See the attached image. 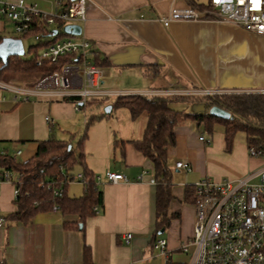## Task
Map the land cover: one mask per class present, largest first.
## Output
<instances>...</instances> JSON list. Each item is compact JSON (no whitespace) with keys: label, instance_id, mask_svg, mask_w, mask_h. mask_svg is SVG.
Wrapping results in <instances>:
<instances>
[{"label":"crops","instance_id":"0c3cea01","mask_svg":"<svg viewBox=\"0 0 264 264\" xmlns=\"http://www.w3.org/2000/svg\"><path fill=\"white\" fill-rule=\"evenodd\" d=\"M25 1L47 13L60 8L56 0ZM187 4V0H89L82 36L91 41L92 50L100 57L102 87L125 94L187 96L194 106V111L185 109L187 112L207 110L202 101L193 99L205 89L264 90V36L211 19H175L168 26L159 20L173 7ZM6 32L7 21L0 18V35L8 36ZM40 80L38 76L12 78V83L31 90L28 97L0 88V150H21L16 157L19 161L32 157L39 141L52 134L73 143L81 137L72 133L68 138L76 126H83L80 110L69 98L35 91ZM111 97L112 106L116 96ZM122 108V120L109 124L106 134L98 135L94 150L86 153L87 139L84 141L86 164L97 175L103 193L100 213L84 222L76 215L54 210L40 212L27 223L9 221L7 215L16 209V184L11 180L0 184V216L4 218L0 264H167L168 259L185 264L194 251L188 256V248L194 245L184 250L182 244L191 241L195 221L194 204L185 200L186 185L196 184L209 172L236 179L264 165L263 158L249 155L247 141L238 139L227 149L224 129L210 133L185 118L175 126L176 144L168 146L172 173L173 168L185 173L172 174L174 198L168 210L172 218L166 227H160L157 185L151 182L154 164L133 143L143 137L148 115L143 112L137 120L127 107ZM47 116L54 118L53 125ZM203 131L210 135H205L209 142L200 140ZM179 160H188L191 169L177 168ZM76 167V175L83 172L81 165ZM108 171L123 173L128 181L110 182ZM73 181L67 193L82 195L83 182ZM74 183L82 187L70 193ZM65 221L71 224L65 225ZM128 232L133 234L129 243L124 238ZM159 238L167 239L166 253L154 247Z\"/></svg>","mask_w":264,"mask_h":264},{"label":"trees","instance_id":"16d2710c","mask_svg":"<svg viewBox=\"0 0 264 264\" xmlns=\"http://www.w3.org/2000/svg\"><path fill=\"white\" fill-rule=\"evenodd\" d=\"M71 0H65L61 9L68 10ZM193 7H202L203 2L187 0ZM32 29L26 31L22 39L33 38L23 56L12 55L7 63L0 59V80L5 75L20 73H36L39 79L60 70L64 64L74 62L77 56L66 54L58 58L56 62L40 60L42 48L61 40L67 36L63 30L64 22L56 21L55 29H49L47 19L38 17L32 19ZM42 34L39 39L36 35ZM3 36L0 35V41ZM92 60L100 66V57L94 50ZM108 97H95L81 105L85 110L94 104H102ZM71 101L76 97L69 98ZM189 99L183 95L162 94H122L115 97L112 107H127L133 118L146 112L148 115L144 135L135 140V147L149 158L154 164L156 179V210L160 227H166L172 216L168 215L169 204L174 198L173 173L168 165V146L176 144L175 126L185 118L193 119L198 125H203L207 132H213L217 123L224 129V137L227 149L233 145L238 132H243L248 144L259 149H264V93L239 92V93H215L194 97L195 101H202L206 111L187 112L185 109H177L172 103L178 100ZM217 105L231 112L230 118H221L209 113V108ZM108 113V112H107ZM90 115L86 121V127L104 115ZM87 129L81 137L73 143L71 140L57 139L53 134L38 143L36 153L27 160L19 161L16 157L0 154V168L12 173L13 182L18 190L16 209L7 215L9 221L27 223L40 213L53 211L55 205L58 212L63 215H76L80 221L95 214L94 208L103 205V193L98 187L97 175L87 166L84 151V141L87 137ZM74 137V136H73ZM81 165L85 178L84 192L79 196H71L67 193V187L75 176V167ZM54 190H58L57 194ZM185 200L194 204L195 184H187L185 188ZM71 224L65 221V225ZM88 255V249H85ZM167 264L175 263L168 259Z\"/></svg>","mask_w":264,"mask_h":264},{"label":"built area","instance_id":"2783aa9c","mask_svg":"<svg viewBox=\"0 0 264 264\" xmlns=\"http://www.w3.org/2000/svg\"><path fill=\"white\" fill-rule=\"evenodd\" d=\"M56 1L59 10L47 13L39 10L35 4L26 3L25 0H0V18L12 21L15 32L19 35L32 29L33 17L40 20L46 18L50 30L57 29V19L63 21L64 26L70 23L82 25L87 20L89 0H71L67 11L61 9L62 0ZM203 3L204 5L198 8L189 4L175 6L167 16L160 17L159 20L164 26H168L170 21L175 19H211L240 26L264 36V0H208ZM41 36L42 34L36 35V39ZM66 54L76 55L77 60L64 64L60 70L42 78L35 91L45 90L49 95L64 98L76 97L72 102L78 110L91 98L125 94L102 87L103 70L93 62L91 41L82 34L67 36L42 48L40 60L56 62ZM0 88L20 92L26 97L31 92L15 83L3 81H0ZM202 93L205 95L226 92L205 89ZM259 93H264V90H259ZM46 120L51 125L55 122L51 116H47ZM199 138L202 141H210L204 134H200ZM248 151L251 157L264 159V149L250 145ZM0 154L17 157L21 150L9 153L2 149ZM176 166L185 170L191 169L188 160H179ZM106 177L115 183L128 181L127 176L120 172L108 171ZM75 179L85 183L82 173L74 176L73 180ZM7 180L13 181L12 173L0 168V184ZM151 182L156 183V179L152 178ZM58 192L54 190L55 194ZM15 193L17 195V189ZM194 208L193 236L191 241L182 244V249L187 250L192 243L194 251L190 261L185 264H264V165L236 179L203 177L195 184ZM53 210L58 211V206L55 205ZM94 211L100 213V207L96 206ZM3 224L4 218L0 216V226ZM132 236L131 232L125 234V241L129 243ZM154 247L166 253L167 239H157Z\"/></svg>","mask_w":264,"mask_h":264},{"label":"rangeland","instance_id":"374dc122","mask_svg":"<svg viewBox=\"0 0 264 264\" xmlns=\"http://www.w3.org/2000/svg\"><path fill=\"white\" fill-rule=\"evenodd\" d=\"M201 1L207 2L208 0H201ZM1 19L7 21V32H6V35H8V36H19L15 32L14 23L12 21H10L9 19H5V18H1ZM32 42H34L33 38H29V39L26 38L24 40L25 48L27 49L28 46L30 45V43H32ZM15 76L16 77H18V76L19 77H25V76L36 77L37 74L36 73H20V74H16V75H5L4 78L2 79V81L3 82H7V83H12V78L15 77ZM2 90H4V89H2ZM5 92L7 93L8 91H5ZM240 92H242V91H240ZM244 92L254 93L253 91H244ZM226 93H239V92H226ZM112 100H113L112 97H108V98H105V101L102 104H94L92 106L87 107L85 110H83L81 108L79 112L81 113L80 116H82V119H83V126H80V125L76 126V128H74L76 130H72L69 133L68 138L71 136L72 133L74 134V136H76V138H78L80 135H82L85 132V126H86L85 121H84V117L85 116L89 117L92 114L101 115L103 112H105L106 107L111 105L109 102L112 101ZM172 105L175 108H177V109H187V110L190 109V110L194 111L193 102L191 100H188V99L175 101V102L172 103ZM123 112H125L124 108L115 107V108L112 109L111 113L109 112L110 114L106 112L109 115H104L103 117L98 118L97 119L98 121L96 120L92 124L89 125L88 130H87L88 134H87V137H86L87 140L85 139L86 140V149H85L86 153H87V151L90 152L91 150H94L93 149V145L96 142V139H97L98 135L99 134H103V133L106 134V131L108 130L109 124L116 125V124H118L120 122V121H118L119 119L122 120ZM140 116H142V115H139L137 117V120L140 118ZM183 120L184 119H182L181 121H183ZM185 121H188V120H185ZM215 129L219 130V131H222L223 130V126L221 124L217 123L215 125ZM199 134H204L206 136H210L208 133H206V131L205 132L204 131L200 132ZM238 139L240 141H243V142L246 143L245 134L243 132H241V131L236 134V136L234 138V141H236ZM77 170H79L78 167L75 168L76 172H77ZM173 170H174L173 174L175 176H176V174L177 175H181V174L183 175L185 173L184 171H181V172L177 173L176 168H173ZM204 177H211V178H214V179H220L221 176H214V175H212L209 172V174H207ZM228 178H230V177H228ZM71 182H75V181H71ZM81 187H82V185H79L78 183H74L70 187L69 192L70 193H74L75 190H79ZM188 249L189 250H188L187 254H188V256H190V254L193 251L194 247L192 245H190Z\"/></svg>","mask_w":264,"mask_h":264},{"label":"water","instance_id":"95a60500","mask_svg":"<svg viewBox=\"0 0 264 264\" xmlns=\"http://www.w3.org/2000/svg\"><path fill=\"white\" fill-rule=\"evenodd\" d=\"M64 32L68 35H80L83 32V26L78 23L66 24L63 28ZM57 33V29L54 30V34ZM26 53V48L24 41L21 37L15 36H4L0 41V59L7 63L8 58L12 55L23 56ZM112 106L109 105L106 107L105 112H110ZM209 113L221 117V118H230L232 116L231 112L219 107L217 105L209 108ZM164 230H161V233Z\"/></svg>","mask_w":264,"mask_h":264}]
</instances>
